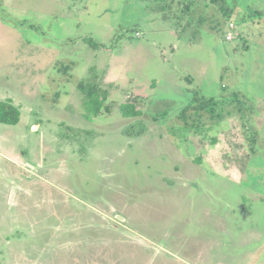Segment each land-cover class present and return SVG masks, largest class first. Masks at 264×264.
Returning <instances> with one entry per match:
<instances>
[{"label":"rangeland","instance_id":"374dc122","mask_svg":"<svg viewBox=\"0 0 264 264\" xmlns=\"http://www.w3.org/2000/svg\"><path fill=\"white\" fill-rule=\"evenodd\" d=\"M215 1L0 0V264H264V0Z\"/></svg>","mask_w":264,"mask_h":264},{"label":"trees","instance_id":"16d2710c","mask_svg":"<svg viewBox=\"0 0 264 264\" xmlns=\"http://www.w3.org/2000/svg\"><path fill=\"white\" fill-rule=\"evenodd\" d=\"M215 3L216 1L213 0ZM90 46L93 48L98 47L97 43H94L90 39H86ZM77 89L85 96L84 105L85 113L84 119L88 122H93L94 118L97 117L102 110L107 108V105L104 106L106 102V92H102L98 84L94 82H80L77 84ZM136 101V100H135ZM216 101V102H214ZM198 102V104H197ZM211 103V105L209 104ZM217 100L214 98H209L204 102L202 98L196 100L193 105L195 109H203L209 113H212L214 106L216 105ZM191 106V104H189ZM199 107V108H198ZM187 109L184 110V112ZM202 111V110H201ZM120 114L124 118H135L143 114V111L137 107L134 102H128L120 106ZM20 118V112L18 108L11 105L9 100L0 101V124L14 126L18 123Z\"/></svg>","mask_w":264,"mask_h":264},{"label":"built area","instance_id":"2783aa9c","mask_svg":"<svg viewBox=\"0 0 264 264\" xmlns=\"http://www.w3.org/2000/svg\"><path fill=\"white\" fill-rule=\"evenodd\" d=\"M226 39H227L228 41H230L232 38L228 35V36L226 37Z\"/></svg>","mask_w":264,"mask_h":264}]
</instances>
